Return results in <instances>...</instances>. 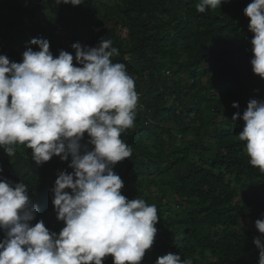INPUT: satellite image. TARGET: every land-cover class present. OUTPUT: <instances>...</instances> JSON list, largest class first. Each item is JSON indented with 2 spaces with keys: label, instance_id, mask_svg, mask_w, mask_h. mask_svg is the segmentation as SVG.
Segmentation results:
<instances>
[{
  "label": "trees",
  "instance_id": "trees-1",
  "mask_svg": "<svg viewBox=\"0 0 264 264\" xmlns=\"http://www.w3.org/2000/svg\"><path fill=\"white\" fill-rule=\"evenodd\" d=\"M35 1L0 0V55L21 62L16 51L43 38L54 57L61 50L75 56L74 43L94 47L107 38L119 53L112 61L123 63L134 80L141 100L133 127L120 137L132 155L113 171L124 183L122 195L157 208V235L141 264H156L170 252L191 264H258L253 239L264 235L255 228L264 216V173L250 165L246 142L239 140L244 122L232 120L250 99H264V80L250 64L253 34L244 15L252 0H228L204 13L196 10L199 0H82L78 6ZM40 12L44 26L27 23L25 15L39 20ZM66 24L72 43H52L50 30ZM232 38L242 41L235 51L226 45ZM202 102L210 105L207 119L194 111ZM221 118L225 124L216 125ZM169 121L177 134L164 126ZM185 135L193 140L175 145ZM87 139L85 134L82 143ZM15 147L11 158L0 148V177L23 181L38 206L33 224L43 220L59 234L64 224L56 218L51 189L59 172L71 173L70 160L53 157L38 167L31 149ZM103 264H113V258H103Z\"/></svg>",
  "mask_w": 264,
  "mask_h": 264
},
{
  "label": "clouds",
  "instance_id": "clouds-1",
  "mask_svg": "<svg viewBox=\"0 0 264 264\" xmlns=\"http://www.w3.org/2000/svg\"><path fill=\"white\" fill-rule=\"evenodd\" d=\"M226 2L199 0L195 7L204 13ZM55 3L78 6L82 0ZM244 15L253 34L252 72L264 80V0H252ZM72 48L75 56L61 50L54 57L47 39L34 38L21 62L0 55V148L11 158L15 146L23 145L38 167L59 157L70 160L72 169L59 172L51 189L56 218L64 224L59 234L43 220L33 224L38 206L23 181L0 177V264H103L108 256L113 264H141L154 244L156 206L122 195L124 183L113 171L132 155L120 137L133 127L136 115L134 80L123 63L112 61L119 53L111 40L101 38L94 47L74 43ZM238 119L244 122L238 136L246 142L249 163L264 173V99H250L242 115H233V121ZM255 228L264 234V216ZM253 244L258 264H264V235ZM156 264L191 261L170 252Z\"/></svg>",
  "mask_w": 264,
  "mask_h": 264
},
{
  "label": "rangeland",
  "instance_id": "rangeland-1",
  "mask_svg": "<svg viewBox=\"0 0 264 264\" xmlns=\"http://www.w3.org/2000/svg\"><path fill=\"white\" fill-rule=\"evenodd\" d=\"M35 2L36 1L34 0V3ZM101 2L107 3V4H113L114 1L113 0H101ZM38 6H40V5H38ZM45 18H46L45 14L43 12H40L39 20L37 18L31 17V15H25V20L29 24H31V22H34V21H35V23L38 22V23L43 24L44 23L43 21H45ZM70 22L73 24V22H75V20L74 19H70ZM43 26H44V24H43ZM77 26L81 27V24L77 23ZM49 33H50L49 35L53 38L52 43H54V42L57 43L58 41L65 43V45H67L69 43H72L71 39L73 37V32L71 31V29H68V24H66L65 27L61 28V29H57V30L56 29H51ZM86 34H87V32L86 33H84V32L82 33V35H83V37L85 39H87V37H88V36H86ZM241 43H242V41L239 38H237V39L236 38H234V39L232 38V39L228 40V42H226V45L229 48V50L235 51V50H237L240 47ZM16 52L19 53L20 58H22V53L20 51H18V50ZM165 76L167 78L168 77L172 78L171 75L165 74ZM177 82H180V81H177ZM182 82H183L182 84H184L186 82L185 78L182 80ZM138 97H139L138 100H141L140 96H138ZM138 108L140 109V107H138ZM209 108H210V105H209L208 102H202L200 104V107L194 108L195 109L194 111L199 110V113H200L199 118L200 117L201 118L205 117L207 119V118H209V112H210ZM223 120H224V118H221L219 121H215L216 125H219L218 124L219 122L223 123L224 122ZM172 122L173 121H169L164 126L172 129L174 131V133L177 134L176 127H175V125ZM224 124H225V122H224ZM208 134L211 135L212 133H208ZM192 140H193V137L191 135H185L183 137L182 141L176 140L175 141V145L182 144V143H185V142H188V141H192ZM171 197H172V195L169 194V199Z\"/></svg>",
  "mask_w": 264,
  "mask_h": 264
},
{
  "label": "built area",
  "instance_id": "built-area-1",
  "mask_svg": "<svg viewBox=\"0 0 264 264\" xmlns=\"http://www.w3.org/2000/svg\"><path fill=\"white\" fill-rule=\"evenodd\" d=\"M138 96H139V95H138ZM138 98H139V97H138ZM139 107H140V110H142L143 107H142L141 105H139Z\"/></svg>",
  "mask_w": 264,
  "mask_h": 264
}]
</instances>
